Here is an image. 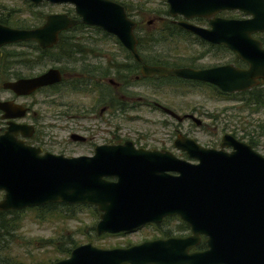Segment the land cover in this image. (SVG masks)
<instances>
[{"label": "water", "instance_id": "95a60500", "mask_svg": "<svg viewBox=\"0 0 264 264\" xmlns=\"http://www.w3.org/2000/svg\"><path fill=\"white\" fill-rule=\"evenodd\" d=\"M39 4H68L76 19L51 14L41 25L18 29L0 25V47L32 42L47 49L59 32L75 24L97 27L115 37L136 62L135 23L124 8L110 0H28ZM167 14L179 16L182 30L207 43L222 45L247 65L204 70L141 67L143 76H174L214 86L222 93L247 91L264 80V50L251 38L264 32V0H164ZM237 10L246 20L209 19L213 14ZM193 17L208 19L209 28L187 23ZM61 81L57 69L7 83L17 95ZM13 106L0 102L4 119L21 118L25 109L7 114ZM176 121L189 118L172 116ZM25 124L7 123L0 135V211H19L45 204L90 205L98 213L96 236L130 232L140 226L176 216L192 235L182 239L155 240L127 248L100 249L90 243L71 249L53 264H264V157L229 134L220 137L218 148H204L182 135L173 147L186 154L189 163L169 152L134 151L118 146L112 152H97L93 158H66L23 144L16 134L28 136ZM101 154V155H100ZM106 155V156H105ZM101 156H105L102 158ZM103 177H113L114 182ZM199 235L206 250L187 253Z\"/></svg>", "mask_w": 264, "mask_h": 264}, {"label": "flooded vegetation", "instance_id": "af4514ba", "mask_svg": "<svg viewBox=\"0 0 264 264\" xmlns=\"http://www.w3.org/2000/svg\"><path fill=\"white\" fill-rule=\"evenodd\" d=\"M24 1L28 2L32 7L66 5L70 8L64 12L49 13V15L63 14L71 19L77 18L72 6L68 4H50L45 1L39 4H33L28 0ZM121 6L125 10V7L123 5ZM125 14L128 19L135 23L133 33L136 43L134 48L135 54L140 59V62H136L125 47L118 43L114 36L107 34L97 27L75 24L59 32L56 43L47 49H40L33 43L40 51L49 50V61H61L63 67L48 68L59 71L61 81L58 84L40 88L29 95H17L12 90L6 88L5 85L16 82L19 79L32 78L45 72L47 69L39 74L24 75L21 68H30L32 67V63L38 61H28L25 59V62H23L24 60L20 56L28 55L18 52L13 48L21 46L32 47L27 44H22L25 42L0 47V102H7L10 106H13V109L7 113L9 115L19 112L15 109V106H20L25 109L23 117L12 119H4L3 116L5 113L0 110V135L5 131L8 122L17 125L25 124L31 127V129L25 130V133H29L28 136H22L21 132H18L16 139L22 140L26 146L38 149L40 154L48 153L61 155L66 158H93L97 152H102L103 154L111 153L113 148L125 146L132 148L134 151H166L177 159L189 163L194 162L192 159H188L184 152L173 147V141L177 135H182L204 148H210L206 144L197 142L193 138L191 130L182 132L180 128L182 123L195 125L189 118L186 117L181 121H176L172 117L174 115L179 117L191 115L195 117V108L180 111V103L176 100L182 98L177 93L178 89L184 88L182 85L197 83L198 81L174 76H143L141 74V67L204 70L225 65L246 69L247 65L224 46L207 43L179 28L176 23L183 21L179 16L170 17L166 12V14L162 13L161 16L154 17L153 22L156 24V28L153 31L155 32L164 24L169 23L187 34L183 36L185 34H182L178 30L177 33L180 35L175 38H170L171 41H178L180 38H191L196 41L194 38H197L204 43L197 41V44L145 42L147 37L136 33L138 31V22H135L126 10ZM47 15L43 16L42 22L39 25L43 23ZM212 18L246 20L249 19V15L237 10H222L213 14L209 19ZM186 22L194 26L209 28L208 19L205 18L193 17ZM37 26L18 29H30ZM84 29H90L93 32L96 31L102 37L108 38L113 43H100L86 40L80 36L84 32ZM174 32H176L175 29H173ZM251 38L258 41L259 47L264 50V32H255L251 34ZM59 42L64 44L62 48L66 49L67 54L66 56L62 55L58 59L55 47ZM199 47H204L206 50H196ZM215 56H222V61L216 65L207 67L199 65L202 59ZM257 86L264 88V80H258ZM59 87H64L65 100L62 103L56 104L54 99L56 92L54 91ZM170 91L174 92V97L166 95ZM42 92L49 96L50 107L60 105L62 108V110H58L49 115V125L42 124L40 122L42 119L41 115L38 111H35V108L40 103L33 98ZM224 94L227 95V93ZM221 99L228 101L230 98L222 96ZM150 115L167 116L176 122L177 126L174 129L175 136L172 140L169 139L170 136L166 137L164 134H160V132L149 134L144 132L145 129L141 132L138 129L130 130L126 127L132 123L148 125L149 120H146V117ZM50 122L52 123L50 124ZM157 122L161 126L165 123L161 121ZM152 123L155 124L154 121ZM200 126L201 123L196 127ZM52 128L64 131L65 136L63 139L55 140V136L50 135L49 131H46ZM105 156L101 157L105 158ZM103 179L109 182L115 181L113 177H103ZM88 206L95 210L93 206ZM142 231H150V234H145L144 238L138 242H125L122 245L106 249L127 248L143 242L182 239L192 235L189 227L184 222L176 216H171L163 218L159 223L145 224L130 232L103 234L100 236L125 237L138 234ZM205 250V237L199 235L196 244L190 247L187 253H200Z\"/></svg>", "mask_w": 264, "mask_h": 264}, {"label": "rangeland", "instance_id": "374dc122", "mask_svg": "<svg viewBox=\"0 0 264 264\" xmlns=\"http://www.w3.org/2000/svg\"><path fill=\"white\" fill-rule=\"evenodd\" d=\"M117 2L124 4L127 9V13L135 22H138V31L140 35L146 37L154 33L156 24L153 22V18L158 15L161 16L162 10L166 9L164 0H117ZM28 2L24 0H0V14L9 13L12 20L24 21V24L28 27L37 26L42 22L43 16L49 13H62L69 9V6L61 5H43L41 7H29ZM135 9H140L136 11ZM41 15L42 18L33 21L34 16ZM149 22V24H147ZM19 24L18 26H22ZM18 28V27H17ZM84 32L80 34L81 37L86 40H92L100 43H113L108 38L102 37L96 31L93 32L90 29H84ZM166 43H182V44H197L191 38H180L178 41L168 40ZM14 50L25 53V59L28 61H38L32 63L30 68H21L24 75L39 74L50 67H63L61 61H49L47 58H38L37 54L30 47H16ZM198 51L205 49L204 47L196 48ZM196 51V52H198ZM222 56H215L211 58H204L200 61L199 65L203 67L216 65L221 62ZM178 95L182 98L176 101L180 103V111L188 110L190 108L196 109L195 117L201 122L200 127H196L193 124L182 123L180 126L182 132L191 130V134L194 139L200 144H206L208 147L218 148L220 137L223 134H229L235 139L247 144L250 140L253 145V150L264 157V111H258L256 113H250L241 102L237 101H224L222 96H218L216 92L208 88H180L177 90ZM54 95L55 103H62L64 98V87H59L55 90ZM167 96H175L174 92L170 91L166 93ZM178 97V96H177ZM40 104L36 107L35 111L41 115V123L49 125V115L58 110H62L61 106H49V96L46 93H38L33 98ZM178 109V107H177ZM178 112V111H177ZM146 120H149L148 125L132 123L126 126L130 130H140L153 134L160 132L166 137L170 136L172 140L175 136L174 129L176 128V122L171 120L167 116H148ZM155 122L153 124L152 122ZM157 121L165 122L163 126L159 125ZM52 122H50L51 124ZM124 125V124H123ZM126 128V129H127ZM50 135L55 136V140H61L65 136V132L52 128L48 129ZM2 193L0 192V199ZM56 210L62 211L61 207H57ZM74 214L72 219H51L49 222H37L34 220L32 212H24L20 214L21 222L16 235V243L10 244L11 252L10 257L15 256L23 264H35L49 262V259L53 260V250L50 247L44 249H37L34 240L37 239H55L61 235L66 236L70 234L78 242L79 245L90 243L97 248H111L117 245H122L125 242H138L144 238L145 234H150V231H142L138 234L128 235L125 237H108L94 235V232L89 231L91 225H95L97 217L93 215L91 208H75L69 210ZM69 214V213H67ZM14 240V241H15ZM30 243V244H29ZM48 259V261H47Z\"/></svg>", "mask_w": 264, "mask_h": 264}, {"label": "trees", "instance_id": "16d2710c", "mask_svg": "<svg viewBox=\"0 0 264 264\" xmlns=\"http://www.w3.org/2000/svg\"><path fill=\"white\" fill-rule=\"evenodd\" d=\"M117 2V0H113ZM119 3V2H117ZM124 6V4L119 3ZM29 7H32L29 3H27ZM166 6V5H165ZM125 7V6H124ZM127 11V9L125 8ZM136 11H139L140 9H135ZM167 12V6L166 9L162 10L159 13L166 14ZM42 16L38 15L37 17L34 16L32 18L33 21H37L41 19ZM0 24L7 25L9 27H18V28H29L24 24V21L15 20L11 18L9 13L6 14H0ZM19 24H23L22 26H18ZM33 27V26H30ZM173 29L176 30V32L173 33ZM178 28L167 23L160 27L159 30H156L152 35L148 36L145 42L149 43H166L170 38H175L176 36H179L180 34L178 32ZM179 32H182V30H179ZM182 34H185L183 36H186V32H182ZM199 43H204L197 38H194ZM22 44H27L32 47L34 52L37 54L38 58H48L49 57V50L40 51L37 49L35 45H33L32 42H25ZM64 44L59 42L58 45L55 47L58 54V59L61 58L62 55L66 56L67 51L66 49L62 48ZM20 58L24 60L25 62V56L21 55ZM186 88H208L213 90L218 94V96L228 97L232 101L241 102L243 104L242 106L245 107L250 113H256L258 111H264V88H259V86H255L248 91H245L243 93H237V94H224L218 91L215 87L212 85H208L205 83H188L187 85H182ZM247 144L253 148L252 142L250 140L247 141ZM57 207H61L62 211L56 210ZM75 208L81 209V208H91L88 205H67V204H45L42 206L37 207H31V208H25L19 211H0V264H23L21 261H19L15 256L12 258L9 255V252H11L10 244L13 242L16 243V235L21 218L20 214L24 212H32L34 220L41 223V222H49L51 219H72L73 213L69 210H73ZM92 213L94 216L97 217V212L92 209ZM69 213V214H67ZM93 225L89 228V231L93 232ZM15 240V241H14ZM35 245H37V249H46L47 247L52 248L53 255L55 256L53 260L49 259V262L44 263H35V264H53L54 262L61 260L63 258H66L69 255V252L74 247L78 246V242L74 239L73 236L70 234L63 236L61 235L58 238L55 239H37L34 240ZM30 244V243H29ZM47 250V249H46ZM48 261V259H47Z\"/></svg>", "mask_w": 264, "mask_h": 264}]
</instances>
